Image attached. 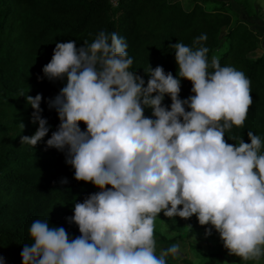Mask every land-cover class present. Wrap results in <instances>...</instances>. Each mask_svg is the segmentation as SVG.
Listing matches in <instances>:
<instances>
[{"label": "clouds", "instance_id": "9594fccd", "mask_svg": "<svg viewBox=\"0 0 264 264\" xmlns=\"http://www.w3.org/2000/svg\"><path fill=\"white\" fill-rule=\"evenodd\" d=\"M206 39L195 38L196 48L170 44L176 77L150 66L146 86L129 71L128 45L115 32L100 31L79 48L75 41L56 44L43 73L67 83L48 101L60 123L46 146L64 152L74 178L99 191L75 203L66 218L78 226L76 238L48 221H33V242L20 253L23 264H167L168 256L180 255V245L157 255L154 222L161 212L169 219L195 215L199 225L211 226L206 235L213 228L219 233L229 255L264 258L262 141L251 131L250 143L225 140L226 131L244 125L253 103L251 82L216 57L209 64V49L201 43ZM181 79L192 83L193 93L183 100ZM166 95L170 108L163 105ZM25 99L38 128L21 144L35 147L50 126L41 116L42 95Z\"/></svg>", "mask_w": 264, "mask_h": 264}, {"label": "trees", "instance_id": "16d2710c", "mask_svg": "<svg viewBox=\"0 0 264 264\" xmlns=\"http://www.w3.org/2000/svg\"><path fill=\"white\" fill-rule=\"evenodd\" d=\"M204 4L194 0L186 8L181 0H119L117 6L110 0H0V256L4 264H23L20 253L24 244L33 242L29 229L37 219L65 228L69 239L78 237V226L66 218L73 216L75 203L99 191L92 183L74 178L64 152L46 146L60 123L48 101L67 83L66 78L49 80L43 73L57 43L75 41L79 48L85 42L90 45L100 31L115 32L128 45L133 60L129 71L143 77L146 86L150 66H161L176 77L178 65L170 44L196 48L200 45H194V39L206 35L201 43L209 49V64L216 57L222 67L242 71L251 82L253 103L244 125L226 131L225 140L233 145L241 139L250 143L251 131L261 138L264 153V53L253 57L262 47V37L233 9L208 10ZM191 88L190 81L181 79L179 98L193 95ZM37 94L43 97L41 116L50 130L32 147L21 144V137L32 136L38 128L25 99ZM171 102L166 95L163 105L170 108ZM144 115L151 117L152 110L146 108ZM80 128L86 130V125L81 122ZM64 179L67 183H62ZM160 214L178 234L188 225L211 227L199 225L195 215L169 219ZM178 238L160 235L167 245ZM209 256L204 258L207 264H215L214 256Z\"/></svg>", "mask_w": 264, "mask_h": 264}, {"label": "rangeland", "instance_id": "374dc122", "mask_svg": "<svg viewBox=\"0 0 264 264\" xmlns=\"http://www.w3.org/2000/svg\"><path fill=\"white\" fill-rule=\"evenodd\" d=\"M181 1L186 8L191 6L194 2V0ZM200 1L204 4L203 0ZM204 7L208 10L223 8L236 11L238 16L247 21L262 37V47L257 53L253 54V57H258L264 53V0H209V2L204 4ZM225 34L226 31H223L222 36ZM154 224V233L159 235L154 236L157 255L165 250L159 239L160 235H163L167 239H173L179 236L176 243L180 245V255L175 258L168 256L166 258L167 263L207 264L209 260L204 258L208 257L207 259H209V255H213L215 264H264V258L258 261H244L240 257L229 255L228 250L223 246L219 233L216 232L214 228L210 236L206 235V229L192 225H188L184 228V231L178 234L164 221L161 214H158ZM164 246L168 248L170 245ZM201 251L205 253L206 257L202 256Z\"/></svg>", "mask_w": 264, "mask_h": 264}, {"label": "built area", "instance_id": "2783aa9c", "mask_svg": "<svg viewBox=\"0 0 264 264\" xmlns=\"http://www.w3.org/2000/svg\"><path fill=\"white\" fill-rule=\"evenodd\" d=\"M110 1H111L112 5H114V6H117L118 2H119V0H110Z\"/></svg>", "mask_w": 264, "mask_h": 264}, {"label": "crops", "instance_id": "0c3cea01", "mask_svg": "<svg viewBox=\"0 0 264 264\" xmlns=\"http://www.w3.org/2000/svg\"><path fill=\"white\" fill-rule=\"evenodd\" d=\"M252 28V27H251ZM160 239V238H159ZM160 241H161V239H160ZM162 242V241H161ZM176 243V242H175ZM162 244H163V247H164V249H166V247L164 246V245H167V244H165V243H163L162 242ZM167 264H172L171 262H168Z\"/></svg>", "mask_w": 264, "mask_h": 264}]
</instances>
